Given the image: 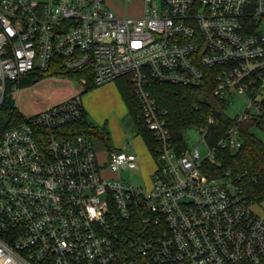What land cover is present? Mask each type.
Returning <instances> with one entry per match:
<instances>
[{
	"label": "built area",
	"instance_id": "1",
	"mask_svg": "<svg viewBox=\"0 0 264 264\" xmlns=\"http://www.w3.org/2000/svg\"><path fill=\"white\" fill-rule=\"evenodd\" d=\"M139 1V15L120 16L106 0H0V105L31 72L79 75L73 95L0 133V264H264V217L230 171L209 167L219 149L241 147L237 126L212 144L209 125L193 127L181 147L149 88L210 75L227 103L247 96L236 122L258 116L264 0ZM124 76L153 138L156 167L141 185L121 176L138 170V153L106 146L100 161L70 129L89 83Z\"/></svg>",
	"mask_w": 264,
	"mask_h": 264
},
{
	"label": "trees",
	"instance_id": "2",
	"mask_svg": "<svg viewBox=\"0 0 264 264\" xmlns=\"http://www.w3.org/2000/svg\"><path fill=\"white\" fill-rule=\"evenodd\" d=\"M54 75L73 79L79 76L75 72H68L63 69L34 71L22 78L19 86ZM116 81L122 99L135 118L138 131L143 135L147 144L153 143L152 135L146 127L141 106L131 81L125 76L116 79ZM94 86V84L89 83L82 93ZM149 88L159 106L167 110V121L171 134L175 142L181 147L186 144L184 134L193 127L209 125L207 140L212 144L231 126H237L242 139L241 147L237 150L219 149L216 155L217 161L210 164L209 167L214 176L230 171L234 183L248 203L264 204V142L253 132L254 127L264 131V101L258 116L236 122L235 117L232 118L225 113L227 101L214 94L210 75L199 85L184 86L151 81ZM211 118L214 122L210 124L209 119ZM28 120V117L19 113L11 105L10 95L7 96L0 105V133L5 128ZM93 128L85 116L81 121L73 124L70 129L73 134H86V132H91ZM104 140L107 147L112 149L108 138L106 137Z\"/></svg>",
	"mask_w": 264,
	"mask_h": 264
},
{
	"label": "rangeland",
	"instance_id": "3",
	"mask_svg": "<svg viewBox=\"0 0 264 264\" xmlns=\"http://www.w3.org/2000/svg\"><path fill=\"white\" fill-rule=\"evenodd\" d=\"M106 1L120 16L139 15L142 10V2L139 0ZM77 88V83L68 77H44L21 86L11 94V105L22 115L32 116L70 97ZM81 98L87 121L94 127L86 134L91 138L99 160L104 161L106 157L107 145L104 139L107 137L112 147L125 146L128 151L140 156L138 170H124L121 176L135 185L150 182V174L156 165L144 138L138 134L135 118L122 99L117 81L95 85L82 93ZM247 106V96L235 94L226 106L225 113L234 118L243 114ZM253 132L264 142V131L254 127ZM191 136V146L199 145L204 154L206 145L199 143L198 133L191 131ZM253 210L264 217V204L254 203Z\"/></svg>",
	"mask_w": 264,
	"mask_h": 264
},
{
	"label": "crops",
	"instance_id": "4",
	"mask_svg": "<svg viewBox=\"0 0 264 264\" xmlns=\"http://www.w3.org/2000/svg\"><path fill=\"white\" fill-rule=\"evenodd\" d=\"M117 102V101H116ZM85 115H87L86 114V111H85ZM112 147V146H111ZM112 148H114V147H112ZM114 149H124V150H127L128 151V149L125 147V146H122V147H115Z\"/></svg>",
	"mask_w": 264,
	"mask_h": 264
}]
</instances>
